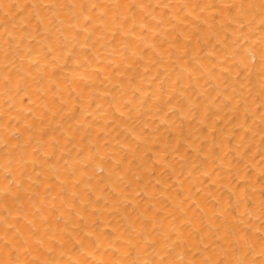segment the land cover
I'll return each instance as SVG.
<instances>
[{"label":"bare ground","instance_id":"6f19581e","mask_svg":"<svg viewBox=\"0 0 264 264\" xmlns=\"http://www.w3.org/2000/svg\"><path fill=\"white\" fill-rule=\"evenodd\" d=\"M262 0H0V264L264 260Z\"/></svg>","mask_w":264,"mask_h":264},{"label":"snow or ice","instance_id":"6c2138e0","mask_svg":"<svg viewBox=\"0 0 264 264\" xmlns=\"http://www.w3.org/2000/svg\"><path fill=\"white\" fill-rule=\"evenodd\" d=\"M262 7H264V0H262ZM261 23L264 24V20H262ZM262 255H264V253H262ZM16 264H18V262H16ZM205 264H212V262L207 261V262H205ZM258 264H264V260L259 261Z\"/></svg>","mask_w":264,"mask_h":264}]
</instances>
